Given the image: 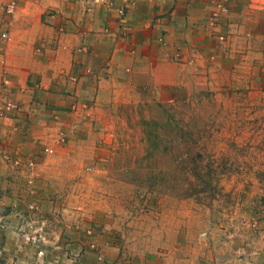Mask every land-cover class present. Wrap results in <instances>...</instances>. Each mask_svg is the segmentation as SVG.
I'll return each instance as SVG.
<instances>
[{
    "label": "crops",
    "instance_id": "0c3cea01",
    "mask_svg": "<svg viewBox=\"0 0 264 264\" xmlns=\"http://www.w3.org/2000/svg\"><path fill=\"white\" fill-rule=\"evenodd\" d=\"M6 1L0 0V31L10 32L0 40V70L6 61L20 106L0 116V210L6 220L0 264H33L41 245L51 264H264V241L249 230L217 239L210 231L198 247H122L100 224L86 226L63 194L65 169L83 162L90 129L105 127L102 118L112 126L124 97L157 82L176 44L214 56L218 48L219 58L232 47L242 51V62L264 64V0H19L13 14L3 8ZM221 4L228 11L213 28L211 15ZM214 29L226 34L222 45ZM56 116L64 129H78L46 155L38 139H49ZM17 156L24 161L20 167L13 164ZM24 231L41 233L43 242L25 240Z\"/></svg>",
    "mask_w": 264,
    "mask_h": 264
},
{
    "label": "rangeland",
    "instance_id": "374dc122",
    "mask_svg": "<svg viewBox=\"0 0 264 264\" xmlns=\"http://www.w3.org/2000/svg\"><path fill=\"white\" fill-rule=\"evenodd\" d=\"M19 2L8 0L3 8L13 14ZM212 15L214 28L220 16L213 21ZM215 31L222 45L224 33ZM0 32L3 41L10 31ZM191 46L176 44L159 80L124 97L112 126L102 118L105 127L90 129L83 162L65 169L69 209L134 251L202 246L210 231L217 239L249 230L264 241V64L242 62V51L232 47L219 58L218 48L214 56ZM0 88L3 119L20 106L11 95L6 61ZM55 120L49 139H38L46 155L78 129H64L59 116ZM23 162L19 156L13 160L19 167ZM34 165L28 162L30 169Z\"/></svg>",
    "mask_w": 264,
    "mask_h": 264
},
{
    "label": "built area",
    "instance_id": "2783aa9c",
    "mask_svg": "<svg viewBox=\"0 0 264 264\" xmlns=\"http://www.w3.org/2000/svg\"><path fill=\"white\" fill-rule=\"evenodd\" d=\"M16 5L17 3L15 1H12L9 4V9L14 11L16 9ZM220 8H222L224 11L227 10V6L223 4L220 5ZM218 15H219L218 11H215L212 15V20L215 21ZM3 35L6 36V33H3ZM219 37L221 38V40L225 39L224 34H221ZM46 149L48 151L53 150L52 147H47ZM5 225H6L5 215L0 210V233L4 229ZM23 236L25 240L29 242H38V243L43 242V238H44L41 233H37V232L29 233V232L24 231ZM48 252H49V249L45 245H41V247L38 250V257L35 260H33V264H51V262L47 258ZM2 253H3V247L1 245V239H0V256L2 255Z\"/></svg>",
    "mask_w": 264,
    "mask_h": 264
}]
</instances>
